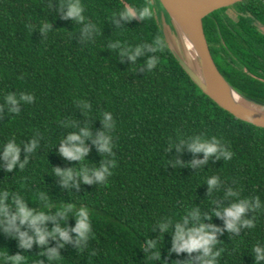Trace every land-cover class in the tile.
I'll return each mask as SVG.
<instances>
[{"label":"trees","instance_id":"16d2710c","mask_svg":"<svg viewBox=\"0 0 264 264\" xmlns=\"http://www.w3.org/2000/svg\"><path fill=\"white\" fill-rule=\"evenodd\" d=\"M84 23L64 18L66 0H0V144L15 136L21 144L20 160L7 172L0 160V189L13 196L24 195L37 212L43 204L34 197L43 191L55 207L74 204L87 207L92 216L94 235L81 248L66 243L59 248L58 264H198L187 253L171 252L172 233L161 232L164 217L179 218L187 209L202 214L230 206L236 197L226 198L229 188L240 199L259 195L264 201V128L242 121L219 107L181 68L164 39L157 0H81ZM153 6L154 17L130 22L118 13L125 4ZM115 13V15H114ZM160 22V23H159ZM98 29L91 37L85 24ZM49 24L47 33L41 31ZM264 0H242L230 8L212 11L203 17V30L214 62L226 81L245 98L264 105ZM165 48L151 51L152 41ZM122 46L147 44L145 53L131 61L121 56ZM159 57L157 68L149 70L150 57ZM32 93L31 105H19L18 115L4 106L8 93ZM78 101L91 105L85 110ZM110 111L116 126L113 156L91 151L84 164L99 167L105 158L115 159L116 167L104 184L80 183L64 188L54 168H78L59 154V141L86 124L93 136L104 130L102 116ZM71 121L77 129L65 127ZM40 136L34 153L24 144ZM192 135L215 136L234 153L231 160L208 158L203 166L190 167L192 160H203V153L182 151L174 145ZM2 152V147H0ZM182 161L183 166L176 164ZM219 176L222 184L209 192L207 179ZM11 202V198L9 203ZM254 228L229 232L225 222L212 216L204 220L222 229L217 233L218 264H256L253 246L264 247V212L249 210ZM75 216L64 226L74 227ZM54 225L49 222L48 228ZM22 230H26L22 229ZM75 238V234L72 233ZM156 241L160 252L147 249ZM46 247H58L49 240ZM34 244L29 250L0 228V264L3 257L21 254L27 264H49L46 251ZM147 249V250H146ZM264 264V262H262Z\"/></svg>","mask_w":264,"mask_h":264},{"label":"clouds","instance_id":"9594fccd","mask_svg":"<svg viewBox=\"0 0 264 264\" xmlns=\"http://www.w3.org/2000/svg\"><path fill=\"white\" fill-rule=\"evenodd\" d=\"M64 9V18L72 19L78 23H84L86 16L84 15L85 7L81 0H66L62 5ZM115 15V13H114ZM121 20L132 21L140 19L141 21L150 20L154 17L153 6L147 5L138 6L136 4H125L121 7L118 13ZM49 24H44L41 31L47 33L50 30ZM98 29L92 23L85 24L83 32L86 36L91 37ZM110 47L121 48V56H127L129 60L136 61L137 57L144 55L147 44L132 47L131 45L122 46L118 41ZM164 43L159 40H153L151 51L157 52L164 50ZM160 58L153 56L147 61L149 70L155 69L160 64ZM36 97L29 92H21L19 96L16 93H8L4 97V106L8 108L10 113L18 115L20 113L19 105L23 102L26 105H31L35 102ZM86 114L91 105L78 101ZM3 112V107H0V113ZM102 131L97 132L95 136L91 129L87 126L80 127L79 131H71L66 136H63L58 149L59 154L68 161L80 162L78 168H54L52 172L60 178V183L64 188L77 187L80 183L104 184L108 182V178L112 175V170L116 167L115 159L105 158L104 162L99 167L89 166L84 164L86 157L91 151L86 141L91 139L97 151L107 156H113L114 137L112 131L116 126L113 115L110 111H105L102 116ZM65 127L77 129L78 125L71 121L64 122ZM40 143V136L36 135L29 143L24 144L26 153H34ZM185 144L188 151L196 154L203 153V160H192L190 167L197 165L203 166L207 163L211 156L216 159L223 158L226 161L231 160L234 153L229 147L221 143V140L215 136L209 138L206 135H192L187 139H181L179 145H174L177 151H182ZM2 152H0V160L4 162L3 167L7 172H12L17 166L24 170L28 164L27 156L23 161L20 160L21 144L17 142L15 136L7 139L6 143L0 144ZM176 164L183 166L182 161H176ZM209 192L213 189H218L222 180L219 176L213 175L207 179ZM236 197V200L228 207H223L214 210L212 215L202 214L199 208L187 209L178 219L175 217H164L159 228L161 232H168L174 226L172 233L171 252L177 255L187 253L191 256L193 253H198L195 260L198 264H218V257L221 255V250H217V233L223 230L211 223H205L204 220H211L212 216L219 217L224 220L225 228L229 232L239 233L241 228H254L255 224L251 219H244V215L249 210L264 212V201H261L260 196L240 199L239 193L234 189L229 188L226 198ZM11 198V202L9 200ZM42 204V210L37 212L34 208L28 206L24 195L18 193L12 195L8 191L0 189V228L14 239L18 240L19 247L24 250H29L34 244L45 248L49 244V240L57 241L58 247H46V251L41 252V255L47 256L49 264H58L62 257L59 248H63L66 243H74L77 247L83 250L82 246L86 245L90 238L94 235L92 226V216L87 207L76 208L74 204L60 205L56 207L54 213L51 209L55 207L50 198L43 191L38 193L37 197ZM75 216L76 223L74 227L64 226L70 216ZM49 222L54 225L51 229L48 228ZM26 230H22L25 229ZM72 233L75 234V238ZM147 249H156L153 253V258L158 259L160 252L157 247V242L149 240ZM146 249V250H147ZM252 251L255 253L256 264L264 262V247L259 244L253 246ZM5 264H27V257L21 254L9 256L8 253L3 257ZM42 264V262H41ZM190 264V262H189Z\"/></svg>","mask_w":264,"mask_h":264},{"label":"water","instance_id":"95a60500","mask_svg":"<svg viewBox=\"0 0 264 264\" xmlns=\"http://www.w3.org/2000/svg\"><path fill=\"white\" fill-rule=\"evenodd\" d=\"M242 0H157L167 46L199 89L234 117L264 128V105L237 92L222 76L211 55L203 30V17ZM173 24L178 42L167 32Z\"/></svg>","mask_w":264,"mask_h":264},{"label":"rangeland","instance_id":"374dc122","mask_svg":"<svg viewBox=\"0 0 264 264\" xmlns=\"http://www.w3.org/2000/svg\"><path fill=\"white\" fill-rule=\"evenodd\" d=\"M160 23V22H159ZM161 24V23H160ZM162 28V27H161ZM166 32L174 39L176 42H178V35L175 31V28L173 24L171 23L170 26L166 27Z\"/></svg>","mask_w":264,"mask_h":264},{"label":"flooded vegetation","instance_id":"af4514ba","mask_svg":"<svg viewBox=\"0 0 264 264\" xmlns=\"http://www.w3.org/2000/svg\"><path fill=\"white\" fill-rule=\"evenodd\" d=\"M234 5V4H233ZM233 5H231V6H228V7H225V8H230V7H232ZM219 10V9H218ZM263 29H264V27L263 26H261Z\"/></svg>","mask_w":264,"mask_h":264}]
</instances>
